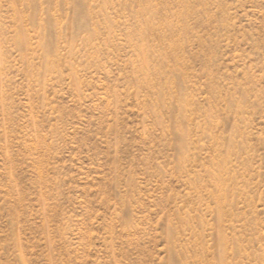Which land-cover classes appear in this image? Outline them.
Segmentation results:
<instances>
[{"label": "rangeland", "instance_id": "374dc122", "mask_svg": "<svg viewBox=\"0 0 264 264\" xmlns=\"http://www.w3.org/2000/svg\"><path fill=\"white\" fill-rule=\"evenodd\" d=\"M0 264H264V0H0Z\"/></svg>", "mask_w": 264, "mask_h": 264}]
</instances>
